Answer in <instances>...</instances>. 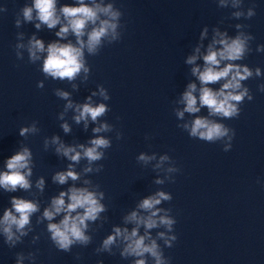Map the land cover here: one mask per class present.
Wrapping results in <instances>:
<instances>
[{"label": "clouds", "instance_id": "1", "mask_svg": "<svg viewBox=\"0 0 264 264\" xmlns=\"http://www.w3.org/2000/svg\"><path fill=\"white\" fill-rule=\"evenodd\" d=\"M215 3L220 9H231L227 19L247 21L256 15L255 0H250L246 8L245 0H215ZM7 12L6 5H0V14ZM122 17L123 12L116 7L114 0L63 3L61 0H30L15 14L17 29L32 24L36 30L27 37L23 31L16 33V59L23 61L26 53L28 63L40 64L39 70L45 80L67 81L71 85V92L59 87L53 89V94L65 102L57 115L60 129L65 135L73 132L72 124L66 119L69 112L72 113V122L82 125L84 132H88L90 125L94 126L91 127V137L83 143L76 139L66 143L58 134L44 137V150L51 148L58 158L68 163L51 176L53 184L67 187L52 195L42 210L39 197L44 194L46 180L44 176L35 181L32 179L35 161L30 147L20 142L14 154L3 161L0 191L9 194L23 191L32 197L10 195V206L0 214V237L9 249L22 244L24 238L35 230L33 216L36 225H45L54 247L64 253H71L75 246L87 248L93 243L91 233L99 231L108 222L104 215L108 211V205L104 203L105 192L90 177L103 171L104 165L99 162L106 158V150L112 147V138L105 134L114 132L119 141L123 139V133L103 119L110 111L106 101L111 98L103 85H97L83 102L74 100L73 92H78L80 85L89 80L91 66L87 58L97 56L105 46L121 41L125 27ZM219 23L223 24L224 19ZM249 27L246 23H236L235 34L230 35L219 26H213L210 33L205 25L183 61L189 66L191 79L172 101L178 128L191 139L220 143L224 152L231 150L236 135L235 129L224 121L238 119L241 105L245 100L251 102L254 99L245 82L264 76L260 67L252 68L242 63L253 52L255 36L247 30ZM45 29L54 31L57 39L45 42L40 38L38 33ZM255 52L264 53V44H257ZM44 86V80L37 82L38 88ZM257 89L264 93V83H260ZM204 110L206 114H201ZM38 123L34 120L20 127L19 136L27 139L39 134ZM151 139L150 135H145L146 141ZM82 161L85 163L77 171ZM136 162L142 167H151L156 173L152 183L157 186L175 183L176 174L181 171L167 153L140 152ZM257 183L264 187L260 178ZM172 199V194L162 187L139 198L135 206L122 215L121 223L112 225L110 233L94 253L97 256L118 253L122 260H130V264H149V261L151 264H171L165 248H172L178 239L174 227L177 220L172 215V208L162 205ZM39 239V235L33 236L32 243ZM37 252H17L15 264H25V261L36 264ZM74 259L79 261L82 255L76 253ZM96 264H104V261L98 259Z\"/></svg>", "mask_w": 264, "mask_h": 264}, {"label": "water", "instance_id": "2", "mask_svg": "<svg viewBox=\"0 0 264 264\" xmlns=\"http://www.w3.org/2000/svg\"><path fill=\"white\" fill-rule=\"evenodd\" d=\"M26 2L30 0H0V5H6L8 8L7 13L0 14V58L15 57L14 45L18 31L25 32L26 37L36 31L32 24H25L20 29L14 26L15 14ZM114 2L123 12L121 21L125 26L123 32L171 21L231 12V9L218 8L215 0H114ZM255 3L256 11H264V0H255ZM249 5L250 0H245V8ZM38 36L45 42L57 39L54 31L46 29L39 32Z\"/></svg>", "mask_w": 264, "mask_h": 264}]
</instances>
